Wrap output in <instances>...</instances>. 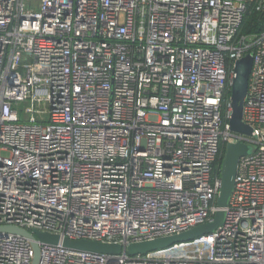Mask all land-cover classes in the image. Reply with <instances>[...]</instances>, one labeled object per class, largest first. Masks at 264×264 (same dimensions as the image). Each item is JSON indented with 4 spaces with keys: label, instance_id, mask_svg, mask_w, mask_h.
I'll list each match as a JSON object with an SVG mask.
<instances>
[{
    "label": "built area",
    "instance_id": "obj_1",
    "mask_svg": "<svg viewBox=\"0 0 264 264\" xmlns=\"http://www.w3.org/2000/svg\"><path fill=\"white\" fill-rule=\"evenodd\" d=\"M263 29L240 35L248 5ZM253 56L235 132L227 92ZM247 142L213 222L223 145ZM121 244L93 253L38 240L39 264H264V0H0V226ZM0 232V264H32Z\"/></svg>",
    "mask_w": 264,
    "mask_h": 264
},
{
    "label": "water",
    "instance_id": "obj_2",
    "mask_svg": "<svg viewBox=\"0 0 264 264\" xmlns=\"http://www.w3.org/2000/svg\"><path fill=\"white\" fill-rule=\"evenodd\" d=\"M252 66L253 56L251 53L246 54L241 59H238L234 67L236 75L231 84L232 113L229 123L233 131L245 135H251L253 131V128L243 120L244 102L248 91L249 77ZM254 150V145L243 141L235 143L229 142L226 145V150L221 164L220 191L217 197V205L220 209L216 212L213 222H206L180 233L165 235L152 240L133 242L129 244V246L126 248V251L129 254L147 253L150 251L170 247L176 243L193 240L198 236L215 230L223 223L224 211L222 208L227 206L233 191L239 160L242 156L247 155ZM0 232L19 234L29 238L34 248V258L32 264H39L41 261L42 255L38 240L54 245L61 243L64 247L69 249L93 253L119 254L124 250V247L121 244L99 242L88 239H62L57 234L42 232L39 230H33V232H30L24 228L14 225L0 226Z\"/></svg>",
    "mask_w": 264,
    "mask_h": 264
},
{
    "label": "trees",
    "instance_id": "obj_3",
    "mask_svg": "<svg viewBox=\"0 0 264 264\" xmlns=\"http://www.w3.org/2000/svg\"><path fill=\"white\" fill-rule=\"evenodd\" d=\"M248 11L246 13V17L242 28L240 30V35H252L254 33H259L262 31V14L256 11L253 2H250L248 5ZM227 99H231V91L227 92ZM226 150V145L222 147V153L219 159L216 162V173L221 176V164L223 160V156Z\"/></svg>",
    "mask_w": 264,
    "mask_h": 264
}]
</instances>
